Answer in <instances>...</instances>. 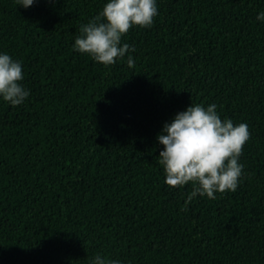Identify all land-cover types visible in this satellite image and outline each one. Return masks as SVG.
Segmentation results:
<instances>
[{
    "label": "trees",
    "instance_id": "16d2710c",
    "mask_svg": "<svg viewBox=\"0 0 264 264\" xmlns=\"http://www.w3.org/2000/svg\"><path fill=\"white\" fill-rule=\"evenodd\" d=\"M106 0H0V51L22 65L0 100V264H264V0H156L110 65L72 48ZM246 123L235 191L164 183L155 139L187 105Z\"/></svg>",
    "mask_w": 264,
    "mask_h": 264
},
{
    "label": "clouds",
    "instance_id": "9594fccd",
    "mask_svg": "<svg viewBox=\"0 0 264 264\" xmlns=\"http://www.w3.org/2000/svg\"><path fill=\"white\" fill-rule=\"evenodd\" d=\"M34 0H17L27 8ZM157 14L156 0H106L100 11L79 28L72 48L88 54L103 65L116 62L127 53V63H134V46L121 43V37L131 26H149ZM256 20L264 22V10ZM22 65L7 52L0 51V100L12 106L21 105L29 96L23 84ZM216 104L187 105L171 119L162 123L155 139L162 148L158 163L163 168L164 183L183 186L191 182L185 204L197 194L215 199L216 192L235 191L243 175L239 162L242 146L249 138L246 123L234 124L221 119ZM87 264H122L120 259L106 258L100 253L90 257Z\"/></svg>",
    "mask_w": 264,
    "mask_h": 264
}]
</instances>
